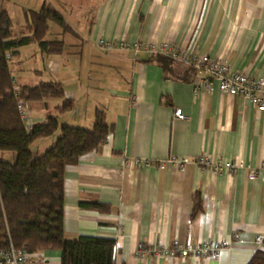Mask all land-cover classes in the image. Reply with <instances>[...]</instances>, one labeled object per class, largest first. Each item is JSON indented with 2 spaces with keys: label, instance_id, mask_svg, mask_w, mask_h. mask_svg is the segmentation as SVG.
Instances as JSON below:
<instances>
[{
  "label": "crops",
  "instance_id": "crops-1",
  "mask_svg": "<svg viewBox=\"0 0 264 264\" xmlns=\"http://www.w3.org/2000/svg\"><path fill=\"white\" fill-rule=\"evenodd\" d=\"M92 11L84 39L70 30L82 45L70 80L39 79L44 68L32 69L36 82L61 81L73 110L83 94L85 70L77 62L87 54L84 41L97 46V55L88 52L93 58L130 67L121 81L107 87L105 99L89 107L84 101L73 117L77 122L69 123L91 127L95 108H101L112 131L97 150L65 169L64 236L113 238L114 264H246L258 247L256 236L264 234V111L241 95L221 92L215 82L204 88L195 79H165L144 47L168 42L207 52L235 71L264 79V0H97ZM46 56L54 61L58 55ZM53 69L59 77V65ZM174 107L182 109L184 119L174 118ZM58 134L42 140L51 145ZM170 155L189 161L183 169L169 162L160 168L157 162ZM201 155L212 163L197 165L194 159ZM231 163L236 164L233 172L228 171ZM196 194L201 205L192 214ZM79 201L106 203L109 210L81 208ZM214 240L223 244L217 258L174 253L140 259L136 254L138 243L154 249ZM59 260L58 249L28 255V264Z\"/></svg>",
  "mask_w": 264,
  "mask_h": 264
},
{
  "label": "trees",
  "instance_id": "trees-1",
  "mask_svg": "<svg viewBox=\"0 0 264 264\" xmlns=\"http://www.w3.org/2000/svg\"><path fill=\"white\" fill-rule=\"evenodd\" d=\"M24 17L30 33L14 36L10 16L6 10L0 11V151L15 153L14 162L0 158V249L12 245L28 255L58 249L59 264H114L113 238L80 234L68 239L63 230L65 169L76 164L82 154L97 150L112 131V125L101 108H95L91 127L59 124L53 115L31 122L22 117L19 105L23 108L27 101L60 98V103L54 107L59 112L69 111L74 105V101L65 96L61 81L17 83L12 75L10 60L19 56L20 49L31 42L42 55L63 51L62 40L46 39L48 21L63 30H71L62 14L46 1L38 10H26ZM147 60L162 67L165 79H194L192 66L164 54L153 53ZM58 130L51 146L39 154L32 151L33 141L53 137ZM200 205L196 194L192 214ZM79 206L100 212L109 210L108 204L99 201H79ZM246 264H264V242Z\"/></svg>",
  "mask_w": 264,
  "mask_h": 264
},
{
  "label": "rangeland",
  "instance_id": "rangeland-1",
  "mask_svg": "<svg viewBox=\"0 0 264 264\" xmlns=\"http://www.w3.org/2000/svg\"><path fill=\"white\" fill-rule=\"evenodd\" d=\"M39 3L36 4L37 2ZM0 0V11L6 10L11 18V32L14 36L16 35H27L30 31L27 29V23L25 21L24 12L28 9L38 10L43 0ZM53 7L55 10L60 12L67 24L73 31L80 35L81 39H84L86 32V24L90 22L92 16V9L95 7L97 0H93V5L89 3V6L84 5V0H44ZM48 32L46 39H61L64 43L63 51L57 54L56 60L51 61L50 56L43 55L40 59L38 48L34 42L23 46L20 49V55L12 57L9 62V67L12 75L14 76L17 83H34L42 78L52 79L63 78L66 76V80H70L69 73H71L74 60L78 59L80 40L75 38V35L70 30H63L59 25L53 21H48ZM84 41V40H83ZM84 41L83 45V58L80 63L85 70L84 74L80 75V89L83 94L78 96L76 102V108L66 112H59L55 110L54 106L59 104L61 99L48 97L42 100L47 102L48 107L37 101H27L23 103V109L27 118V122L34 121L41 116L43 119L47 115H53L58 119L59 124H69L77 122L74 119L76 111L83 109L86 103L89 107L93 102L98 101L99 97L105 99L107 95V87L114 86L118 81H121L122 76H125L130 71L129 64L126 67H121L113 61H105L101 58H93L90 56L95 53L97 55V46L93 43ZM100 46H104L102 40L99 43ZM107 47V46H106ZM59 65L61 72L54 73V65ZM43 69L42 76L38 77L33 74L32 69ZM54 70V71H53ZM22 76V77H18ZM18 77V79H17ZM119 77V78H118ZM65 82V81H64ZM68 83V81H66ZM84 88V89H83ZM84 101H87L86 103ZM100 104H103L101 102ZM102 106V105H101ZM75 120V121H74ZM73 124V123H72ZM59 133V130L57 131ZM44 141V142H43ZM47 140L37 139L31 143V149L35 154H39L51 145H46ZM42 144L44 147H42ZM0 158L5 159L9 162H14L15 153L13 151H0Z\"/></svg>",
  "mask_w": 264,
  "mask_h": 264
},
{
  "label": "built area",
  "instance_id": "built-area-1",
  "mask_svg": "<svg viewBox=\"0 0 264 264\" xmlns=\"http://www.w3.org/2000/svg\"><path fill=\"white\" fill-rule=\"evenodd\" d=\"M132 47L135 50L140 48L138 44H134ZM144 48L149 53H161L179 63L192 66L195 70L194 79L198 87L209 88L212 83L216 82L221 92L230 95H241L256 105L259 111H264V79L256 80L244 72L235 71L227 63L210 57L207 52L197 53L192 49H181L173 43L148 44ZM19 107L22 117L27 120L21 104ZM173 116L176 119L185 118L180 107L173 108ZM188 161L186 157L170 155L165 161H159L157 164L160 168H163L165 163L169 162L177 168L183 169ZM136 162L149 163L150 161L139 159ZM194 162L201 167L209 166L212 163L207 157L202 155L196 157ZM235 167L236 164L231 163L228 166V171L233 172ZM254 176L255 173L249 175L250 178H254ZM256 242L258 245L264 242V234L257 235ZM222 246V242L218 240L201 241L196 244L174 243L171 248L158 245L154 249L147 248L144 244L138 243L136 254L140 259L148 258L150 255L170 256L174 253L181 257L192 255L195 257L217 258ZM0 264H28V254L22 249L10 245L5 249H0Z\"/></svg>",
  "mask_w": 264,
  "mask_h": 264
}]
</instances>
